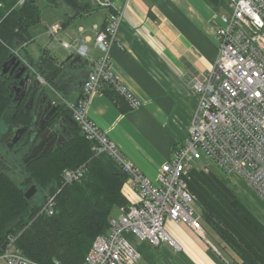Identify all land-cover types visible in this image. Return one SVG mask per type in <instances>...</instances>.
Masks as SVG:
<instances>
[{
    "label": "built area",
    "instance_id": "1",
    "mask_svg": "<svg viewBox=\"0 0 264 264\" xmlns=\"http://www.w3.org/2000/svg\"><path fill=\"white\" fill-rule=\"evenodd\" d=\"M133 1L124 0L120 5L116 0H95L108 9V16L102 27L94 25V37L59 39L69 54L79 55L89 66L83 92L76 100L63 97L18 50L14 52L69 108L82 133L93 142L96 155L108 154L138 195L136 202L119 209L118 216L109 217V230L96 237L85 264H139L142 252L130 236L151 245H175L166 229L169 221L185 224L206 238L190 187L196 161L207 159L224 173L240 176L264 199V0H221L214 21L217 57L209 69L194 72L189 78L198 105L188 137L176 144L171 158L161 165L157 180L150 179L123 153L88 111L91 96L109 85L127 97L131 106L140 105L111 71L110 49L118 43L126 9ZM61 29L56 23L49 33L56 38ZM87 170L86 163L66 168L63 183L81 180ZM54 205L55 196H48L41 211L53 214ZM15 241L16 236H9L0 257L8 264H37Z\"/></svg>",
    "mask_w": 264,
    "mask_h": 264
},
{
    "label": "crops",
    "instance_id": "2",
    "mask_svg": "<svg viewBox=\"0 0 264 264\" xmlns=\"http://www.w3.org/2000/svg\"><path fill=\"white\" fill-rule=\"evenodd\" d=\"M80 1L88 4L87 9L80 13L61 2L60 7L66 15L62 27L67 35L62 37V31L60 39L94 37V25L102 27L105 24L107 8L101 7L95 0ZM116 1L120 5L124 3V0ZM213 10L206 0L131 2L119 30L118 43L110 49L111 71L119 83L139 100L140 105L122 113L107 95L100 92L91 96L90 118L150 179L157 180L161 165L171 158L174 147L186 134L195 114L197 99L189 84L191 74L209 69L217 57ZM72 23L76 27L71 26ZM32 41L34 38L22 51H26ZM51 47L41 46L35 57L28 52L24 57L29 64L44 57L56 61L64 68L66 81L71 82L65 92L66 99L76 100L81 95L89 66L84 60L67 62L68 51L67 57H62ZM47 87L57 95L51 87ZM56 100L61 102L59 98ZM98 157L110 169L119 171L108 154L101 153ZM233 177L241 180L240 176ZM251 187L245 189L243 203L264 224V199ZM235 215L237 222L227 224L264 262L263 239L239 215ZM167 230L175 245L170 242L151 245L130 236L142 252L139 264H241L240 257L217 233L203 238L189 226L176 222H170ZM204 231L206 233L205 228ZM0 264L8 263L0 257Z\"/></svg>",
    "mask_w": 264,
    "mask_h": 264
},
{
    "label": "trees",
    "instance_id": "3",
    "mask_svg": "<svg viewBox=\"0 0 264 264\" xmlns=\"http://www.w3.org/2000/svg\"><path fill=\"white\" fill-rule=\"evenodd\" d=\"M40 1L0 0V131L4 130L5 139L12 137L16 126L31 122V117L21 111L23 103L17 106L13 100L15 77H7L2 70L16 50L25 56L21 51L33 38L31 27L41 18ZM44 1L53 6L65 2L77 13L88 6L80 0ZM206 1L215 9L221 5V0ZM31 64L56 91L67 98L65 92L71 82L66 81L63 67L47 57L38 62L31 61ZM72 79L70 81L73 82ZM101 93L107 95L122 113L135 109L127 97L110 85L104 86ZM67 113L71 114L68 108ZM70 129L73 136L65 145L56 147L45 157H36L23 163L27 171L23 183H18L8 174L3 161L5 151L0 150V256L9 236L13 235L16 236V246L37 264H85L96 237L109 230V217L116 209L130 204L124 192L127 175L120 169H110L96 155L92 148L93 142L86 138L82 130L73 126ZM33 146L31 139L22 137L16 145L7 148L15 155H22L23 160ZM85 163L88 170L81 180L63 183L66 168H76ZM214 179L230 197L236 199L221 181ZM31 183L41 192L27 198L25 194L33 186H30ZM51 195L55 196L53 214L42 212ZM229 196L226 199L229 205L264 241V224L243 202L232 201ZM212 210H205V220L240 257L241 264H264L259 255Z\"/></svg>",
    "mask_w": 264,
    "mask_h": 264
},
{
    "label": "rangeland",
    "instance_id": "4",
    "mask_svg": "<svg viewBox=\"0 0 264 264\" xmlns=\"http://www.w3.org/2000/svg\"><path fill=\"white\" fill-rule=\"evenodd\" d=\"M40 4L42 10L40 21L31 27V32L34 41H32L31 44L28 45L26 51L25 50L22 51V54L24 55L25 53L28 52L33 57H35L36 51L40 50L41 46L52 45L51 49L53 50L54 53H56L57 55H61L62 57L65 56L67 57L68 53L66 52V50H64V48L60 46V40H59L60 39L59 35H61L60 33L63 31L64 27H62L56 38L52 37L49 33V28H51L54 24L59 23L60 25L63 26V22L66 19V15L64 14V11H62L60 6H53L46 4L44 0H41ZM213 9L214 10L212 17L214 18L215 21L216 18L215 12H217L218 9H215L214 7ZM71 26H75V23L74 24L72 23ZM66 35H67L66 30H64L62 33V37ZM191 90L195 94L192 87ZM195 98L197 99V104H196L197 107L198 95L195 94ZM191 120L189 125L191 124ZM189 125L187 127L186 134L183 135V137L179 140L178 142L179 144H182L184 140L188 137ZM3 134H4V130L2 129L0 131V150L2 152L5 151L3 153L4 155L3 161L5 165L4 167L7 170L8 174L15 179V181H17L18 183H23L25 177L24 175L27 174V171L24 170L23 167L24 159L22 160V155H15L12 150L7 148L5 143L10 139V137L5 139V137L3 138ZM194 167L196 168L195 171L196 173L193 175L190 183L191 190L195 195L193 206L196 210L197 215L200 216V220L206 230L207 234L205 233V236L207 235L211 236V234L212 235L216 234V231L213 229V226L204 218V213L207 208H209L210 210L213 209L212 211L217 213L225 223L237 222V220H234L236 219L235 214L237 213L234 211L231 205H229V202L226 200L227 196H229L228 193L225 191L223 187L219 185V183L214 179V177L217 178L219 181H221L224 184L225 188L235 195L236 199L230 196L229 198L232 201L236 200V202H240V201L243 202L242 199L244 197L243 194H245V189L250 188L251 186L249 187L241 177H240L241 180H239L237 177L234 178L232 175L230 174L228 175L224 173L215 163L207 159H204L203 162L196 161L194 163ZM32 185L33 183L30 184V186ZM252 189L256 191L257 194L259 195L256 189L254 188ZM36 192L39 193L41 191L39 189ZM124 192L127 194L128 200L131 201L132 203L136 202V200L138 199V195L136 191L134 190L133 186L128 182H125ZM118 211L119 210L116 209L113 215L118 216L120 213ZM170 222L171 221H169L166 224V229L169 228Z\"/></svg>",
    "mask_w": 264,
    "mask_h": 264
},
{
    "label": "water",
    "instance_id": "5",
    "mask_svg": "<svg viewBox=\"0 0 264 264\" xmlns=\"http://www.w3.org/2000/svg\"><path fill=\"white\" fill-rule=\"evenodd\" d=\"M82 60L79 55L73 53L66 59L67 62ZM2 72L7 77H15L13 100L17 106L23 103L22 113L31 117L29 124H21L13 129V135L7 142L8 147H13L26 134L31 135L34 146L25 157V163L36 157H45L56 147L65 145L73 136L70 126L81 130L71 114L67 113V108L56 100L57 95L52 93L17 55L13 53L4 64ZM36 191L37 187L33 185L25 195L31 198Z\"/></svg>",
    "mask_w": 264,
    "mask_h": 264
},
{
    "label": "flooded vegetation",
    "instance_id": "6",
    "mask_svg": "<svg viewBox=\"0 0 264 264\" xmlns=\"http://www.w3.org/2000/svg\"><path fill=\"white\" fill-rule=\"evenodd\" d=\"M24 137L31 139V135H29V134H26V136H24Z\"/></svg>",
    "mask_w": 264,
    "mask_h": 264
},
{
    "label": "bare ground",
    "instance_id": "7",
    "mask_svg": "<svg viewBox=\"0 0 264 264\" xmlns=\"http://www.w3.org/2000/svg\"><path fill=\"white\" fill-rule=\"evenodd\" d=\"M90 141V140H89ZM92 142V141H91ZM221 169V168H220ZM222 170V169H221ZM223 171V170H222Z\"/></svg>",
    "mask_w": 264,
    "mask_h": 264
}]
</instances>
